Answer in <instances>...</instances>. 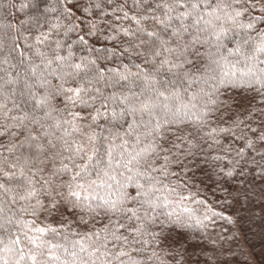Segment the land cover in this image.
<instances>
[{
    "label": "snow or ice",
    "instance_id": "6c2138e0",
    "mask_svg": "<svg viewBox=\"0 0 264 264\" xmlns=\"http://www.w3.org/2000/svg\"><path fill=\"white\" fill-rule=\"evenodd\" d=\"M0 264H264V0H0Z\"/></svg>",
    "mask_w": 264,
    "mask_h": 264
},
{
    "label": "trees",
    "instance_id": "16d2710c",
    "mask_svg": "<svg viewBox=\"0 0 264 264\" xmlns=\"http://www.w3.org/2000/svg\"><path fill=\"white\" fill-rule=\"evenodd\" d=\"M256 252L257 253L261 252V247H260L259 241H257V244H256Z\"/></svg>",
    "mask_w": 264,
    "mask_h": 264
}]
</instances>
